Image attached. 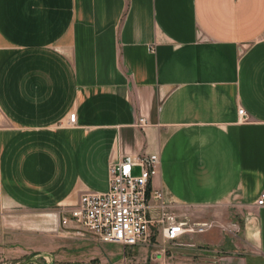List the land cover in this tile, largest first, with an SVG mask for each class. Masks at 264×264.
<instances>
[{"label": "crops", "instance_id": "0c3cea01", "mask_svg": "<svg viewBox=\"0 0 264 264\" xmlns=\"http://www.w3.org/2000/svg\"><path fill=\"white\" fill-rule=\"evenodd\" d=\"M132 154L176 214H228L215 264H264V0H0L2 259L87 243L61 210Z\"/></svg>", "mask_w": 264, "mask_h": 264}, {"label": "built area", "instance_id": "2783aa9c", "mask_svg": "<svg viewBox=\"0 0 264 264\" xmlns=\"http://www.w3.org/2000/svg\"><path fill=\"white\" fill-rule=\"evenodd\" d=\"M240 121L248 122L245 109H239ZM77 113L69 115L73 126ZM144 120L140 124L144 125ZM158 154L126 155L110 165V187L107 191H89L75 205L61 210L62 223L72 238L115 244L124 248L146 246L152 232L162 240L176 242L188 235L207 233L211 222L200 223L171 210L161 192L151 191V180L160 170ZM264 206V192L257 201Z\"/></svg>", "mask_w": 264, "mask_h": 264}, {"label": "rangeland", "instance_id": "374dc122", "mask_svg": "<svg viewBox=\"0 0 264 264\" xmlns=\"http://www.w3.org/2000/svg\"><path fill=\"white\" fill-rule=\"evenodd\" d=\"M216 211L198 210L192 217L199 220H224L227 213L215 215ZM191 217V218H192ZM210 221V222H211ZM214 224V222H211ZM215 226V224H214ZM202 236L188 235L176 242L162 240L157 232H152L149 243L135 248H124L115 244H100L94 240L78 243L73 239L52 238L59 243L44 256L25 253L21 257H4L0 251V264H26L36 260L37 264H215L227 253L212 252L214 247L203 241ZM51 238L40 242L51 244ZM47 241V242H45ZM229 250V249H228ZM230 252L234 250L230 249ZM214 253V254H213ZM219 253V254H218Z\"/></svg>", "mask_w": 264, "mask_h": 264}, {"label": "water", "instance_id": "95a60500", "mask_svg": "<svg viewBox=\"0 0 264 264\" xmlns=\"http://www.w3.org/2000/svg\"><path fill=\"white\" fill-rule=\"evenodd\" d=\"M33 263H36V264H37V261H36V260H32V261H29V262L26 263V264H33Z\"/></svg>", "mask_w": 264, "mask_h": 264}, {"label": "trees", "instance_id": "16d2710c", "mask_svg": "<svg viewBox=\"0 0 264 264\" xmlns=\"http://www.w3.org/2000/svg\"><path fill=\"white\" fill-rule=\"evenodd\" d=\"M33 264H36V263H33Z\"/></svg>", "mask_w": 264, "mask_h": 264}]
</instances>
